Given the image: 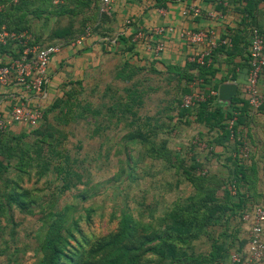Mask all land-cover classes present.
Here are the masks:
<instances>
[{
	"label": "crops",
	"instance_id": "crops-1",
	"mask_svg": "<svg viewBox=\"0 0 264 264\" xmlns=\"http://www.w3.org/2000/svg\"><path fill=\"white\" fill-rule=\"evenodd\" d=\"M192 7H198L199 14L184 13ZM34 24L28 19L30 31L19 32L26 31L34 38ZM157 28L163 31L157 34ZM252 28L264 36V0H112L110 14L100 22L106 37L90 35L82 38L81 45H74L75 39H58L60 50L49 61L43 90L34 93L17 84H7L0 89V115L9 119L12 108L24 102L44 112V124L54 123L61 114L59 108H52L71 92L77 94L80 104L90 102L94 108L104 105L108 109L115 103H127L129 92H136L142 104L134 108L135 117L109 109L113 116L110 114L105 129L112 125L124 128V140L138 131L146 136L148 143H132L147 145V152L153 148L160 154L164 177H174L175 182L191 190L177 201L196 193L191 179L197 183L207 178L212 195L230 208L222 214L226 223L209 229L225 245L226 260L229 254L246 250L249 233V225L231 215L258 205L264 184V110L246 115L242 90L249 68L247 47ZM185 30H211L216 39H229L231 45H219L213 63L202 70L190 58L205 45H189L181 35ZM139 32L143 35L140 39L136 38ZM130 37L132 48L126 42ZM157 44L163 45L159 53L154 51ZM18 49L14 45L0 46V66L13 59ZM223 84L236 85L230 101L219 99L218 90ZM260 89L264 93V74ZM211 92L215 95L211 96ZM191 93L203 94L209 101L198 123L193 113L187 114L178 105L182 96ZM95 94L98 101H93ZM218 110L221 115L216 118L207 115ZM234 117L237 123L231 134L228 123ZM99 118L85 119L92 122V134L105 130H99ZM134 120L139 121V126L132 124ZM193 124L198 127L194 132ZM10 131L19 134L29 129L12 125ZM239 138L252 150L243 176L238 173L239 164L245 165L240 159ZM231 183L239 186V196L231 190ZM239 199L241 205H237ZM202 240L208 243L209 252L210 241Z\"/></svg>",
	"mask_w": 264,
	"mask_h": 264
},
{
	"label": "rangeland",
	"instance_id": "rangeland-1",
	"mask_svg": "<svg viewBox=\"0 0 264 264\" xmlns=\"http://www.w3.org/2000/svg\"><path fill=\"white\" fill-rule=\"evenodd\" d=\"M37 1L39 4L27 1L31 6L26 18L35 21L33 30L37 32L33 35L40 44H46L57 30L73 28L79 31L91 25L92 9L100 0ZM95 96L93 101H98L97 94ZM99 120L104 122L101 117ZM91 123L87 120L56 123L53 129L58 131L54 130V139L47 138L53 148L65 151L79 175L74 184L71 181V189L65 192L53 167L44 168L39 159L25 172L15 169L20 151L34 145L37 136L33 130L25 132L27 137L16 147L13 159L2 158L10 167L0 176V197L6 204L5 216L0 220V251L3 253L0 264H40V246L46 228L64 208L68 207L69 211L62 234L70 240L69 251L81 244L79 255L86 260L94 257L93 250L98 244L106 242L116 232L123 210L129 209L133 215L143 216L145 222L148 220L156 225L177 198L191 193L188 186L175 182L174 177H164L160 160L147 154V145L125 141L124 128L112 125L96 135L92 134ZM42 126L39 129L43 131ZM105 127L103 125L102 129ZM196 129L197 125L193 124L191 130ZM11 144L16 143L11 141ZM43 146L42 159L54 161L56 157L53 159L46 145ZM60 161L58 158L57 162ZM13 192L25 196L22 211L15 204L6 203L7 196ZM82 195L87 199H81ZM193 247L196 253L209 250L208 243L202 239L194 241ZM145 258L148 264H171L151 255Z\"/></svg>",
	"mask_w": 264,
	"mask_h": 264
},
{
	"label": "trees",
	"instance_id": "trees-1",
	"mask_svg": "<svg viewBox=\"0 0 264 264\" xmlns=\"http://www.w3.org/2000/svg\"><path fill=\"white\" fill-rule=\"evenodd\" d=\"M27 1L30 0H0V26H5L7 30L14 32L29 29V26H27L28 19L26 18V16L29 13V7L31 6L30 4H39L40 1L33 0V2H31L30 4H28ZM100 2L101 0L99 2L97 1L94 9H92L93 13L91 15V18L89 19L91 25H87L79 31H75V29L73 28L57 30L54 32L51 39L48 40L49 43L42 45L56 44L58 39H66L65 41L76 39L83 35L86 28H90L92 35L105 38L106 34L102 33V30L100 29V22L106 19L108 15L99 13ZM33 39L35 43L40 44L36 36ZM249 40L247 52L249 49ZM126 42L129 45V48H132L134 46L132 37L126 40ZM6 47H9V45ZM216 51L217 48L212 51L210 57L211 64L214 61ZM16 52L14 53L16 54ZM17 53L18 54H16L14 58L18 57L19 52ZM248 59L249 58L247 54V62ZM193 65L202 70L210 66H198L195 63H193ZM129 93L130 96L127 100V103H115L114 106L109 109H115L117 114L127 112L131 116L135 117V113L133 112V110L134 108H137L142 104V99L134 91ZM180 100L178 101L179 107ZM80 102L81 100L79 99L77 94L75 92H71L70 95L68 94L66 100H63L60 105H56L54 106V108H52H59V113L61 114L56 118L54 123L44 124L43 122H41L36 128L29 129L33 130L32 133L37 137L35 138L34 145L26 151L21 150L22 152L20 151L19 158H16L17 162L14 167L18 172L27 171L29 168H31V165H33L36 159H39L40 165L44 166V168L48 169L50 168V166L53 167V171L58 175L62 182V192L71 189V186H73L71 184V181L73 180L74 184V182H76L74 180L77 179L79 175L73 170L74 167L69 163L65 151L53 148L51 142L47 141V138H51L53 140L55 131H58L56 129H53L54 124H67L71 121L77 122L81 119L85 120L86 118H91L94 121L95 119H97V117L100 116L104 120V122H102L101 120L98 128L99 130H102L103 125H106L107 127L109 117L111 115L113 116L111 112L108 113V111L110 110L104 105H98V107L94 108L95 106L93 107L90 102H86L84 104H80ZM208 104L209 101L206 100L204 103H200L198 106L191 110H185L181 107L180 108L187 114L193 113L195 115V120L198 123L202 120V116L205 114L204 112H206V107ZM246 105V115H249V113L251 114L252 111L249 109L248 104ZM104 109L107 111L105 112V114L103 113ZM260 110H264V105L258 111ZM207 115L216 118L221 115V112L218 110L215 111V113H210ZM138 122L139 121L134 120L132 124L137 123V125L139 126ZM42 123L43 131L39 129ZM11 126L9 127V129L0 130V176L8 169V167H10V164L5 163L2 158L10 157V159H13V157L11 156H13V153L16 151V147L24 138L27 137L25 132L19 134L12 133L10 131ZM222 127L224 128V126ZM99 130L97 129L96 133H98ZM224 132L227 131L224 130ZM225 138L227 137L225 136ZM11 141L15 142L16 144H14L13 146L11 144ZM125 141L131 143L136 141L140 142V144L148 143L147 137L144 136L140 131L136 132L135 134L128 135L125 138ZM8 142H10V144H8ZM38 143H40V145ZM43 145H46L50 154L52 153L53 159L54 157H56L54 161L42 159L41 155L42 151L44 150ZM147 154L152 159L159 160L160 154L153 148L149 150ZM58 158L61 161L63 160L64 162H57ZM240 159L245 163V165L239 164L238 173L243 176L245 175V173H247V170L245 168L248 166L241 157ZM67 172H69L70 175H67ZM188 173L189 172H185L184 174L186 176L188 175V178H190L191 175ZM206 179L207 178H200L198 179L199 182L197 183H195V178L191 179L190 182L196 189V195L194 194L193 196H189L184 200H175L171 205V209L165 214V216L159 218L156 225L152 222H148V220L145 222L143 216L137 217L133 215L129 209L123 210L119 217L116 232L111 235V237L106 242L98 244L97 248L93 250L94 257L92 259L85 260L80 257L79 250L82 247L81 244L80 246L76 245L75 250L72 249L69 251V247L71 246L70 240L65 238L62 234V225L65 220V216L69 211V208L67 207L62 209L60 213L55 215L57 218L52 220L46 228L45 235L40 246V253L42 257L39 263L148 264L147 262H145V259H147L145 258V256L151 255L159 258L160 260H167L171 264H219L226 258V247L224 244L219 243V237L217 236V238H215V234L213 232H210L209 229L215 226L224 225L226 222L222 214H224L227 209L230 208H228L227 206H223L224 204L222 205L212 195L213 192L208 189V187L210 186L206 184ZM230 186L231 190L234 189V191L236 192L235 196H239V186L235 183H231ZM7 198L8 199L6 203L8 205L15 204L19 208V210L22 211L25 196L13 192L9 194ZM81 199L86 200L87 197L85 195H82ZM242 203V200L239 199L238 204H236L241 205ZM5 206V202L0 197V220L1 217L5 216ZM254 207L255 206L250 208H241L235 215L232 214L231 216L242 219L243 213L251 211ZM202 238H207L210 241V251L206 253H196L194 251L193 242ZM100 254L104 255L100 258H95V256H98ZM2 255L3 253L0 251V258L2 257Z\"/></svg>",
	"mask_w": 264,
	"mask_h": 264
},
{
	"label": "built area",
	"instance_id": "built-area-1",
	"mask_svg": "<svg viewBox=\"0 0 264 264\" xmlns=\"http://www.w3.org/2000/svg\"><path fill=\"white\" fill-rule=\"evenodd\" d=\"M111 3L112 0H101L99 13L109 15ZM188 12L199 14L200 11L198 7H192L184 11L185 14ZM127 24L130 22L127 21ZM162 31V28L154 29L157 34ZM90 35H92L90 28H86L83 35L74 40V45H81L82 38ZM181 35L189 45H205L202 50L190 58V62L198 66L210 65L212 51L219 45H231L229 39H216L211 30H185ZM142 36V33L139 32L136 38L140 39ZM8 45H14L20 50L18 49V57L0 66V89L9 83H14L25 90L40 93L46 83L49 61L59 52L60 46L58 44L42 45L35 43L33 36L26 31L14 32L7 30L5 26H0V46L6 47ZM162 49L163 45L157 44L154 51L159 53ZM248 58L249 70L242 90L249 109L255 112L264 105V93L260 89V80L264 74V36L256 28H252L250 31ZM210 95L214 96L215 93L211 92ZM206 100L208 97L203 94H186L181 97L180 107L191 110ZM42 120L43 111L41 109L27 106L21 102L12 108L9 119H4L0 115V130L9 129L11 125L34 129ZM235 122L236 118L234 117L228 123V130L231 134ZM237 141L240 157L246 163L249 162L252 155L251 147L240 138ZM242 220L249 225L246 250L243 253L229 254L228 258L219 264H258L264 261V185L259 204L251 211L244 212Z\"/></svg>",
	"mask_w": 264,
	"mask_h": 264
},
{
	"label": "water",
	"instance_id": "water-1",
	"mask_svg": "<svg viewBox=\"0 0 264 264\" xmlns=\"http://www.w3.org/2000/svg\"><path fill=\"white\" fill-rule=\"evenodd\" d=\"M236 92V85L223 84L219 87L218 96L222 101H230L233 94Z\"/></svg>",
	"mask_w": 264,
	"mask_h": 264
}]
</instances>
